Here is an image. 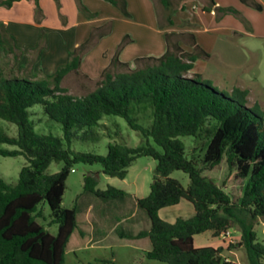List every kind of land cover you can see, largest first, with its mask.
<instances>
[{
    "label": "trees",
    "instance_id": "trees-1",
    "mask_svg": "<svg viewBox=\"0 0 264 264\" xmlns=\"http://www.w3.org/2000/svg\"><path fill=\"white\" fill-rule=\"evenodd\" d=\"M18 1L0 0V7L10 8ZM105 1L129 16L125 0ZM155 1L167 15L169 25L170 12L183 9L179 6L182 0ZM241 1H249L256 10H262L252 0ZM34 2L39 22L41 9L38 0ZM81 10L86 12L83 7ZM217 11L238 15L231 9L217 8ZM107 33L105 28L94 29L84 43L68 54L66 64L51 75L38 77L33 68L46 49V34L41 31L33 58L22 66V50L0 24V50L13 63L9 69L8 64L0 62V120L17 127L15 137L0 131V144L15 147L0 149V156H23L27 161L16 184L10 185L0 178V264H63L66 246L77 229V208L61 206L73 167L78 163L100 164L105 175L124 179L128 168L140 157L156 161L150 192L137 200V206L150 222L149 229L136 236L148 239L149 260L166 264H233L223 257L222 247H194V236L209 231L219 237L237 229L239 241L230 242L228 248H241L247 264H264V245L258 242L255 230L258 220L264 219V124L262 116L254 110L256 106L248 107V92L233 88L224 93L195 76L188 77L196 59L207 58V54L197 50L186 53L179 46L183 34H165V53L160 57L137 58L134 68L118 59L127 44L124 38L95 82L94 90L82 97L68 94L61 86L63 79L70 73L82 76V57ZM36 105L42 107L50 120L61 125L62 138L35 132L29 110ZM134 115L147 118L150 125L143 126ZM104 116L124 119L142 142L134 148L109 144L105 156L72 151L69 145L73 131L97 126ZM182 137L202 142L204 164L216 166L225 158L228 166L235 168L236 177L245 180L238 201L233 202L223 188L204 176L202 169L186 157ZM53 162L61 163L62 167L55 174H47ZM173 171L188 175L190 183L186 189L169 177ZM96 187L93 176L84 177L85 194L98 198L125 195L112 187L105 191ZM182 199L192 204V217L177 218L174 223L159 217V211L178 205ZM42 202L51 210L56 235L40 226L33 215Z\"/></svg>",
    "mask_w": 264,
    "mask_h": 264
},
{
    "label": "rangeland",
    "instance_id": "rangeland-1",
    "mask_svg": "<svg viewBox=\"0 0 264 264\" xmlns=\"http://www.w3.org/2000/svg\"><path fill=\"white\" fill-rule=\"evenodd\" d=\"M249 7L247 8L251 9V6ZM116 10L121 13L118 8ZM131 17L130 15L124 16L121 21H117L114 34L106 36L107 38L104 37L106 39H101L102 42L98 41L85 54L84 64L80 70L93 81L73 73L65 77L61 86L67 90L68 94L82 97L94 90L95 80L99 78V73L109 64L111 57L118 50L117 46L124 39L123 32L137 27L136 20ZM146 18L147 16L143 18L144 21ZM139 42L140 40L134 45L127 43L123 47L124 51L119 52L120 57L119 54L118 57L124 62H133L135 58L147 56ZM235 43L229 55L230 66L224 68V72L221 74V77L225 76V78L203 79L200 76L197 78L208 82L213 88L224 93H229L230 90L239 86L247 90L249 92L247 96L250 98L249 101L247 100V105L248 107L256 106L254 110L262 116L264 124V38L238 37ZM52 47L55 48L54 45ZM4 57L8 61L2 63L8 64L10 69L13 65L11 57ZM50 60L53 64L59 62L58 53L56 55L49 54L46 61ZM16 68L17 66L14 69ZM6 71H9L8 67ZM13 72L15 74V70ZM29 112L30 120L33 122L37 134L63 137L61 125L50 120L43 113L40 105L33 106ZM134 116L143 126L150 125L149 120L142 115ZM0 131L9 137L17 135V127L3 120H0ZM180 139L184 143L186 157L193 160L196 166L202 169L204 176L211 178L223 188L233 202L238 201L242 196L245 180L236 177L235 168L229 167L225 158L216 166L204 164L202 162L204 155V148L201 147L202 142L195 141L192 137ZM141 142V136L133 131L124 119L117 116H104L97 126L74 130L69 146L75 152L105 156L109 144L118 143L134 148ZM149 142L153 147L159 149L152 140ZM64 147H67L66 143H64ZM2 148L15 149V147L0 144V149ZM26 164L27 161L23 156H0V178L10 185L16 184L19 172ZM61 167V163L53 162L46 173L55 174ZM73 168L75 171L70 172L65 183L61 206L66 209L77 208V229L67 244L63 264H166L149 260L146 257V250L150 249L148 239L136 238L140 231L148 230L150 227L149 218L137 206V200L146 197L150 192L156 161L151 157L137 158L128 168L127 176L124 179L105 175L100 164L78 163ZM89 175L96 179V189L105 191L112 187L123 191L125 195L119 198H98L92 194H85L83 192L84 177ZM169 177L178 181L185 189L189 186V177L182 171H173ZM89 210H91L90 215L88 214ZM33 215H36V222L40 226L51 235H56L57 225L51 223L53 216L45 202L38 205ZM193 215L192 204L184 199L178 205L164 208L159 212V217L168 223H174L177 218L187 219ZM255 230L258 242L264 245V219L258 220ZM90 237L100 244H89L88 238ZM238 241L239 232L237 229L230 230L224 236L219 237H214L208 231L194 236V247H222L224 258L233 264H247L244 251L241 248H228L230 242L236 244Z\"/></svg>",
    "mask_w": 264,
    "mask_h": 264
},
{
    "label": "crops",
    "instance_id": "crops-1",
    "mask_svg": "<svg viewBox=\"0 0 264 264\" xmlns=\"http://www.w3.org/2000/svg\"><path fill=\"white\" fill-rule=\"evenodd\" d=\"M252 1L258 3L262 10H256L249 1L243 3L241 0H182L179 6H183V9L176 8L170 12L172 24L169 25L166 21L167 15L155 0H125L127 11L130 17L136 20L137 27L124 31L123 35L127 38V43L132 45L140 40L143 52L147 54L144 57H160L167 48L165 34H183L179 46L186 53L197 50L208 56L196 59L187 76L216 79L222 76L224 68L230 66L229 55L238 37L264 38V0ZM38 5L41 9L39 22L36 21L34 0H20L10 8L0 7V24L4 25L8 35L14 39L16 47L23 52L20 65L26 66L29 59L33 58V49L39 43L41 31L46 34V49L33 68L38 77L51 75L58 67L66 64L68 54L84 43L94 29H108V33L98 41L114 34L115 23L124 17L116 10V6L105 0H38ZM249 6L251 9H248ZM81 7L86 12H83ZM217 8L231 9L238 15L223 13L217 11ZM146 16L144 21L143 18ZM124 49L122 48L120 53ZM56 53L59 57L57 64H53L52 60L46 61L49 54ZM85 57L86 55L82 57L80 69L83 67ZM4 58L0 50V62L8 61ZM119 60L134 68V60L133 62H124L120 58ZM107 66L102 68L99 77ZM81 74L83 78L93 81L88 75L82 72ZM237 88L245 90L240 86ZM247 100H250L248 96ZM90 213L91 210L88 211L89 215ZM93 241L92 237L88 238L89 244H100Z\"/></svg>",
    "mask_w": 264,
    "mask_h": 264
},
{
    "label": "built area",
    "instance_id": "built-area-1",
    "mask_svg": "<svg viewBox=\"0 0 264 264\" xmlns=\"http://www.w3.org/2000/svg\"><path fill=\"white\" fill-rule=\"evenodd\" d=\"M74 171H75L74 169L71 170V172H74ZM228 232H229V231H228ZM228 232L223 233L222 236H224V235L227 234Z\"/></svg>",
    "mask_w": 264,
    "mask_h": 264
}]
</instances>
